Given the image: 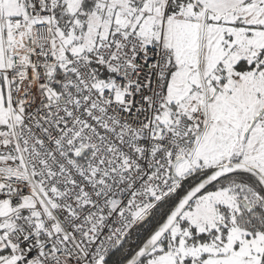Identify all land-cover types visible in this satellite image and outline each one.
<instances>
[{"label": "snow or ice", "instance_id": "snow-or-ice-1", "mask_svg": "<svg viewBox=\"0 0 264 264\" xmlns=\"http://www.w3.org/2000/svg\"><path fill=\"white\" fill-rule=\"evenodd\" d=\"M0 264H264V0H0Z\"/></svg>", "mask_w": 264, "mask_h": 264}]
</instances>
